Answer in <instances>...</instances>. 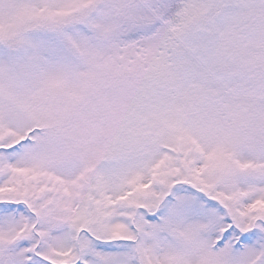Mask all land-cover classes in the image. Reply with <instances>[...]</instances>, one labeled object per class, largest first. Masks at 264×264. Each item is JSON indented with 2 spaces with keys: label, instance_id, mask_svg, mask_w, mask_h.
<instances>
[{
  "label": "snow or ice",
  "instance_id": "snow-or-ice-1",
  "mask_svg": "<svg viewBox=\"0 0 264 264\" xmlns=\"http://www.w3.org/2000/svg\"><path fill=\"white\" fill-rule=\"evenodd\" d=\"M0 264H264V0H0Z\"/></svg>",
  "mask_w": 264,
  "mask_h": 264
}]
</instances>
